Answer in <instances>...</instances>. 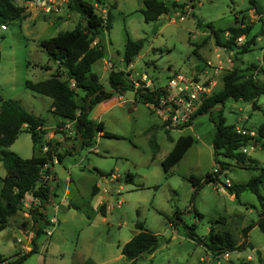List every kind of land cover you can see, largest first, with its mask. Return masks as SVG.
Masks as SVG:
<instances>
[{
	"label": "rangeland",
	"instance_id": "rangeland-1",
	"mask_svg": "<svg viewBox=\"0 0 264 264\" xmlns=\"http://www.w3.org/2000/svg\"><path fill=\"white\" fill-rule=\"evenodd\" d=\"M105 1L98 6L110 9L111 27L92 41L95 44L100 39L105 53L91 64V71L106 88H110L111 69L124 70L132 81L146 73L150 80L147 86L155 88L165 86L178 72L192 75L203 67L212 73L213 65H217L221 70L213 85L216 90L222 87L221 75L233 66L228 57H236L242 67L256 64L254 76L264 81V0H163L168 10L148 21L142 13L144 0ZM174 1L182 3L183 8L174 6ZM15 3L23 5L27 15L8 20L6 28H0V96L17 100L43 118L46 138L58 141L52 154L60 151L63 156L60 161L55 158L51 167L56 175L51 180L55 201L65 192L66 175L71 176L67 185L69 203L56 212L58 221L52 235L40 233L43 249L17 264H129L130 259L121 253V244L138 230L137 221L157 233L159 243L153 251L141 253L134 264H264V230L255 223L260 217L259 198L250 189L236 197L224 184L226 177L236 184L259 172L258 166H264V140L246 152V162L258 166L225 158L230 164L219 175L220 180L203 182L206 173L218 165L212 148L218 107L226 123L255 128L264 121V93L257 98L258 108H253L250 101L228 98L211 111L195 115L189 125L166 128L161 116L148 103L136 99L129 88L92 107L89 116L102 121L105 133L98 132L91 145H79L72 125L57 127L51 98L27 88L25 81L43 79L56 71L57 63L39 42L74 28L80 14L69 9L67 0H53L50 12L29 0ZM241 17L251 24L244 36L251 39L249 49L237 52L218 46L216 35L224 40L228 28ZM128 38L142 40L130 64L123 59ZM205 73L199 78L203 79ZM57 128H62V136L55 135ZM7 148L23 157L39 151L28 131H21ZM173 148L176 157L165 170L162 160ZM219 158L224 159L222 155ZM96 168L113 174H101ZM127 171L134 173L132 182L124 179ZM5 172L0 160V187ZM191 177L200 184L196 192ZM94 185L98 191L92 194ZM260 191L264 194V184H260ZM102 203L104 216L99 211ZM24 211L30 212L28 206L22 205L0 230V256L5 258L0 264L27 251L16 242L22 235L20 225L25 228L30 223ZM54 213L49 206L47 215ZM250 223L244 234L243 227ZM210 229L227 230L236 243L245 239V246L227 250L226 256L224 252L216 255L197 239L205 237Z\"/></svg>",
	"mask_w": 264,
	"mask_h": 264
},
{
	"label": "trees",
	"instance_id": "trees-1",
	"mask_svg": "<svg viewBox=\"0 0 264 264\" xmlns=\"http://www.w3.org/2000/svg\"><path fill=\"white\" fill-rule=\"evenodd\" d=\"M95 2L105 4V0H67L69 9L76 10L80 14V19L74 28L59 32L48 38L41 39L39 44L45 50L48 57L57 63L56 71L50 76L39 79L25 81V86L36 92L47 95L51 98V111L58 117L57 127H62L68 121L72 122L74 137L79 145H91L98 132L105 133L101 120H94L89 116L92 107L98 102L111 97L114 93H123L127 89L134 91L136 99L145 103L156 100L157 95L163 92L162 86L155 88L141 84L135 86L132 80L122 69H111L108 74V83L110 88L103 86L98 75L91 71V64L104 56V47L100 39L92 44L95 37L101 32L108 31L111 27L112 14L109 8L106 9L103 17L96 9ZM174 6L182 7V3L172 2ZM168 10L163 0H144L142 13L144 19L154 20ZM27 14L24 6L15 3V0H0V25L14 18H23ZM238 23L228 28V36L221 40L216 35V44L227 48L243 52L250 47V38L237 43V37L246 35L250 31V22L245 21L244 17L237 18ZM142 47L141 39L128 38L124 45L123 59L131 63L133 58L139 53ZM1 55V51H0ZM233 66L226 70L222 75V87L213 90L199 104L197 110L191 119L184 125H189L195 115L211 111L214 107L222 105L228 98L242 99L250 101L253 108H258L257 98L264 93V81L254 76L258 66L249 63L242 67L238 65L237 58H232ZM48 67V64L44 65ZM260 69V68H259ZM218 116L214 120L215 132L212 138L213 159L217 163L218 171H208L203 182L211 180H220L219 175L228 169L230 162L225 158L234 159L236 164L258 166L257 163L246 162L247 154L241 150L243 145L250 141L263 142L264 140V121L259 123L253 130L254 133H242L236 130V125L226 123L222 115L221 106L218 107ZM213 118V117H212ZM44 119L29 112L17 100L12 98H2L0 96V160L5 168V174L2 177L0 187V230L5 227L9 218L16 214L22 207V198L27 192L31 191L33 196L39 199V206H43L48 201L49 195L53 192L52 181L55 179V173L52 177L43 178L40 174L43 164L52 158L54 151L55 138H46L47 130L43 127ZM181 126V127H182ZM21 131L30 132L34 142V147L39 148L31 156L23 157L17 152L7 147L16 139ZM61 131V129H56ZM64 135V134H63ZM181 139V137L179 138ZM48 144L50 149L43 150V146ZM72 149V147H71ZM176 149L163 158L162 164L167 170L170 162L175 159ZM55 153V152H54ZM56 156L60 161L63 153L57 151ZM222 155L224 159H220ZM259 172L248 180L236 184L226 185L229 193L238 197L244 189H250L259 198L260 216L256 224L264 230V194L260 191V184H264V166H258ZM101 174H112V171L103 172L96 168ZM50 171L47 167L46 172ZM134 173L127 171L124 179L132 182ZM193 185L197 180L191 177ZM198 185L194 187L196 192ZM54 187V186H53ZM97 185L93 186L92 194L96 193ZM105 203L99 206V211L105 215ZM35 220L38 217L43 218L44 213L38 209H30ZM38 214V216H37ZM253 223L243 227L244 234ZM138 230L125 242L121 244V253L130 259L129 264H134L135 259L143 252L153 251L159 243L158 234L147 230L142 221L135 222ZM193 235V231L189 230ZM42 233V227L39 225L36 229L37 238ZM33 239V247L19 253L16 257L10 259L6 264H17L26 256L36 251V242ZM197 239L202 242L207 250L214 254H220L226 250H234L245 246V239L236 243L231 233L227 230L220 232L209 230L205 237L198 236ZM0 256V262L4 261Z\"/></svg>",
	"mask_w": 264,
	"mask_h": 264
},
{
	"label": "built area",
	"instance_id": "built-area-1",
	"mask_svg": "<svg viewBox=\"0 0 264 264\" xmlns=\"http://www.w3.org/2000/svg\"><path fill=\"white\" fill-rule=\"evenodd\" d=\"M30 4H35L39 8H41L44 12H50L53 0H29ZM97 6L96 9H101L99 12L103 17L105 16V8H101L98 6V3L95 2ZM180 19L183 18V15L179 16ZM1 29L6 28V24L2 23L0 25ZM244 35H240L237 37V43L242 42ZM228 62L230 63L232 60L230 57L227 58ZM105 64L109 63L108 61L104 60ZM220 68L215 65L214 66V73L220 72ZM135 86H139L144 83V85H149L150 80L148 79L146 73L141 74L140 79H136L133 81ZM214 81L213 78H203L200 79L197 73H193L192 75H185L184 73L178 72L175 75L169 77L168 82L163 87V92L157 95L156 100L148 101V105H150L162 118L164 122V126L166 128H179L182 125L186 124L192 117V115L197 110L201 101L206 98L212 91H213ZM72 125L71 121H68L63 125L65 128H69ZM236 130L242 133L249 132L253 134V130H247L244 127L236 126ZM259 143L257 141H250L246 145L241 147L243 152H247L249 149H253ZM50 149L48 144L43 146V150ZM57 159L56 154H52V158L46 161L40 174L43 178H50L52 177V165L53 160ZM47 167H49L50 171L46 172ZM213 171H218L217 167L213 169ZM66 189L65 192L62 194V197L58 200H54V187L52 186L53 192L50 193L49 199L43 206H39V199L34 197L32 192L29 191L26 195L22 198V205L28 206L29 209H38V211L44 213V217H38L37 220L34 219L32 212L24 211V214L30 217V223L23 228V225H20V230L22 231L21 236L16 237V242L20 244V248L23 250H30L34 243L33 239L36 236V229L40 225L42 227V232L45 233L46 236L52 235L54 228L57 224V216L56 212L58 211L59 207L63 204H68L67 200V185L71 179L69 174L66 175ZM225 185H230V180L226 177L224 179ZM219 188H222V182H219ZM52 206L53 210L55 211L54 214L48 216L47 211L48 207ZM38 216V214H37ZM46 225V226H45ZM22 227V228H21ZM223 253V252H222ZM224 256L228 254V251H224Z\"/></svg>",
	"mask_w": 264,
	"mask_h": 264
},
{
	"label": "crops",
	"instance_id": "crops-1",
	"mask_svg": "<svg viewBox=\"0 0 264 264\" xmlns=\"http://www.w3.org/2000/svg\"><path fill=\"white\" fill-rule=\"evenodd\" d=\"M243 40H245V37L243 38ZM218 46H220V45H218ZM213 66H215V65H213ZM203 68V67H202ZM202 68H197L196 69V73H197V75L199 76V74H203L204 75V72H206L205 73V77L204 78H207V77H209V78H213V81L214 82H216V77H218V74L219 73H214V67H213V72L212 73H208V71L206 70V69H202ZM103 101V100H102ZM102 101H100V102H102ZM100 102H98V103H100ZM112 174H113V172H112ZM68 190V189H67ZM97 191H98V186H97ZM96 191V192H97ZM67 193H68V191H67ZM104 216V215H103ZM35 242H36V251L38 250V249H40V250H42L43 249V247H44V244L45 243H41V244H39V237L35 240Z\"/></svg>",
	"mask_w": 264,
	"mask_h": 264
},
{
	"label": "water",
	"instance_id": "water-1",
	"mask_svg": "<svg viewBox=\"0 0 264 264\" xmlns=\"http://www.w3.org/2000/svg\"><path fill=\"white\" fill-rule=\"evenodd\" d=\"M55 135H56V136H62V132H60V131H56V132H55Z\"/></svg>",
	"mask_w": 264,
	"mask_h": 264
}]
</instances>
